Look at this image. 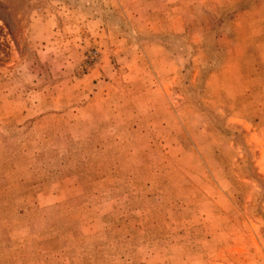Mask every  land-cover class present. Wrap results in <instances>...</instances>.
Returning <instances> with one entry per match:
<instances>
[{"label":"rangeland","instance_id":"rangeland-1","mask_svg":"<svg viewBox=\"0 0 264 264\" xmlns=\"http://www.w3.org/2000/svg\"><path fill=\"white\" fill-rule=\"evenodd\" d=\"M0 3V264H264V0Z\"/></svg>","mask_w":264,"mask_h":264},{"label":"trees","instance_id":"trees-1","mask_svg":"<svg viewBox=\"0 0 264 264\" xmlns=\"http://www.w3.org/2000/svg\"><path fill=\"white\" fill-rule=\"evenodd\" d=\"M0 5H2V4L0 3Z\"/></svg>","mask_w":264,"mask_h":264}]
</instances>
